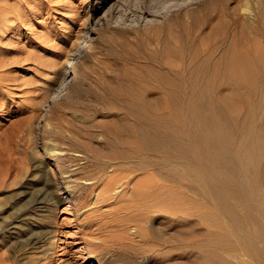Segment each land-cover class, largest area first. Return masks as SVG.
<instances>
[{
    "label": "rangeland",
    "instance_id": "374dc122",
    "mask_svg": "<svg viewBox=\"0 0 264 264\" xmlns=\"http://www.w3.org/2000/svg\"><path fill=\"white\" fill-rule=\"evenodd\" d=\"M66 1L0 0V264L119 259L122 248L107 234L84 232L95 205L78 209L79 201L95 198L92 188L113 166L132 170L134 178L150 170L176 188V214H148L158 243L154 251L137 252L135 263L264 264V0H170L194 12L190 30L197 35L223 12L225 34L213 35L209 48L221 41L228 51H255L250 57L197 52L171 78L161 76L171 88L158 86L161 78L140 66L166 56L155 49L152 29L128 39L114 25L118 12L105 15L115 0L92 20L88 14L98 0H82L74 25ZM39 5L49 12L34 14ZM4 14L9 22L1 20ZM101 17L106 25L101 19L99 28ZM47 32L59 39L44 42ZM129 69L137 75H126ZM63 149L70 152L57 153ZM41 161L58 169L78 164L77 175L57 187L71 184L75 200L65 194L50 220L63 232L57 248L41 258L21 249L16 254L25 256L13 259L12 245L42 217L30 215L38 188L19 183ZM92 175L94 183L81 182ZM124 190L130 193L131 186Z\"/></svg>",
    "mask_w": 264,
    "mask_h": 264
},
{
    "label": "bare ground",
    "instance_id": "6f19581e",
    "mask_svg": "<svg viewBox=\"0 0 264 264\" xmlns=\"http://www.w3.org/2000/svg\"><path fill=\"white\" fill-rule=\"evenodd\" d=\"M16 1L19 3L20 0H16ZM108 1L109 0H98L97 4H94L92 11H90V14H88L89 19L90 20L94 19L96 17L97 12L105 5V3L107 4ZM169 1L170 0H115L112 4L109 5L105 14L106 17H108L109 15H112L115 11L118 12V15L114 18V25L118 26L120 30L128 32L129 33L128 39L139 38L145 32L150 33L149 29L153 30L152 34L150 35L151 41H153L155 49L157 51L164 50L166 56L162 58L160 61L152 60L151 64L144 63V64H140V66L145 70H153L154 75L161 78V81L158 82L157 84L158 86L164 88L173 87L171 81L167 79H163L161 76L171 78L175 73L179 71V68L181 66H184L183 64H185L186 58L191 57L193 54L197 52H201L206 55L210 53H214V54L219 53L222 55L233 54L234 56L231 55V57H250L251 55L255 54L254 49L250 47H242L238 49L232 46L231 49L228 51L222 45L221 41L219 42L221 46L218 44L217 47L212 46L213 48L212 47L209 48V44H210L209 42L213 35L217 34L221 38V36L223 37L225 34L226 26H225V20L223 19L222 11L221 14L218 13L217 14L218 16L216 15L217 23H212L213 21H210L207 24L206 23L203 24L202 27L200 28V32H198L199 35H197L195 34L194 31L190 30V27L192 25L191 20L195 15L194 12L189 10V8L187 9L184 8V6L182 7L183 9L180 11L178 9L179 6L177 4L169 5L168 4ZM84 4L82 0L66 1V5L64 6V9L66 8L68 9L66 11L69 12L71 11L72 15L70 18L68 17V19L71 21L73 20V22L75 20L74 25L77 23L78 18L75 15L76 18L75 19L73 15L77 14L79 9L84 7ZM5 7L7 8V6ZM9 7L10 6H8V9ZM14 8L16 7H13V9ZM48 12H49L48 8H42L39 5V7H37L36 11H34L33 13L36 15L37 14L43 15L44 13H48ZM147 16H151L152 19L147 18ZM245 16L247 17V19L254 18V16L251 15V13H245ZM20 18L21 17H19V19ZM101 19H103V17L97 18L96 20L97 23L96 25L99 28H100L99 23ZM1 20L3 22H7L8 18H6V15L4 14L1 17ZM102 23L103 25H106V19H103ZM236 24H238L242 29L247 26V22H245V20L243 19H238ZM135 28H138V30L136 31L141 33L132 32L135 31ZM55 35L56 33L54 34L51 32H47L44 42H49V41L52 42L59 39L54 37ZM193 40H195L198 43V47L196 46L198 51L195 50L194 47H192L191 41L193 42ZM60 42L61 44L65 43L66 38L60 39ZM216 42L214 44H216ZM234 68L238 69L240 67L235 63ZM164 73L166 74L164 75ZM125 74L136 76L137 75L136 69H129L128 71H125ZM130 84L131 83H129V85ZM68 151H64L63 149V151L61 150L60 152L57 153L63 154ZM54 154L55 152L52 151L51 155ZM75 155H78L81 158L83 157L82 154H75ZM15 165L16 167L18 166L17 164ZM54 165H56L57 167L56 161H54ZM77 165L73 164L70 167H63L61 169H58L55 167L54 168L51 167V165L45 161H41L40 163H33L31 165V172L33 173L30 178H27V176L31 174L28 173L27 176L24 174L25 179L20 180L19 182L20 186L26 187L28 184V187L31 188V191L38 188L37 189L38 198L41 197L40 199L38 198L35 199L33 203H31L30 206L33 209L30 215L32 217H36L37 215H42V217L37 216L38 218L37 217L36 218L38 219V221L34 225H30L29 223L30 227L28 233H26V235L24 236H21L20 237L21 239L19 240L16 239L17 240L15 242L16 245L11 244L12 245L11 256L13 259L14 257L15 259H18V256L22 255V254L20 255L16 254V252L21 249L25 250V251L23 250L24 253L30 250L32 254L36 255V257L41 258L48 256L49 249L58 247V243L60 241L59 240L60 235L63 232L59 230L58 227L51 226L50 220L54 218L55 211L58 205L65 198L64 195L65 194L69 195L71 199L75 200L74 196L77 192V189H74L71 186V184L68 183H65L64 188L62 187L63 190L57 191V187L59 186L58 185L59 182L64 183L70 180L69 177L73 176L78 170ZM113 167L114 168L111 169L109 168V170H107L108 171L107 174L104 175L103 180L99 181L100 183H98V186L96 185L97 187L93 186L94 188H92L91 191L95 192L94 195L95 198L91 199L90 201L87 198H84L82 201H79L78 209H83L85 207H88L90 203L95 205L91 210L93 214L91 216H87L83 222L84 232L90 236L94 233L98 234V232L107 234L109 236L110 244L114 243L119 248H122L121 250L124 253L121 252V256L119 259L117 258L112 261L98 260L96 261V263L94 262L90 264H137L135 263V260H133V257L137 254V252L154 251L158 243L157 240L154 239L153 231L148 227L147 224L148 214L151 212H163V213H167L169 216L173 218V216L176 214L178 210L177 206L179 207V205H177L178 200L176 199V188L173 184L165 183V182L164 184L161 181L157 180L155 178L154 172H148L150 170H147L148 173L145 172L146 174L141 173L139 178L137 177L138 175L137 176L135 175L137 178L136 177L134 178L132 174V170L130 171V169H128L129 170L128 171L126 168L125 170L124 168H118L115 166ZM142 174L147 178V180L146 178H144ZM81 179H82L81 182H83L84 185L85 183L86 184L94 183L93 175L92 177L84 176V178ZM127 186H131L130 193H126L124 190V188H126ZM21 190L17 192V195L23 193ZM29 191L30 189H28V192ZM2 211L1 213H3ZM84 211L85 210H83V213ZM2 221L4 222L3 227L4 226L6 227L7 220L2 219ZM22 221L25 220L22 219L21 222ZM8 225L10 226V224ZM26 225L27 224H25V226ZM51 237L53 239L49 243L50 241L49 239H51ZM1 241L6 243V238L5 239L2 238ZM24 256L25 255H22L21 257ZM84 261L85 260H83L82 262ZM22 262L23 260H21L20 264H22ZM35 262L38 263L40 261L38 260L37 262L36 260Z\"/></svg>",
    "mask_w": 264,
    "mask_h": 264
}]
</instances>
